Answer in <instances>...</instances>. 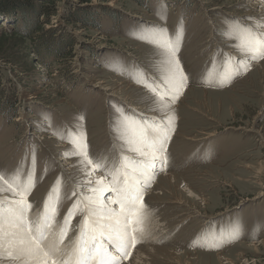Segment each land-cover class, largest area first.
I'll use <instances>...</instances> for the list:
<instances>
[{
    "label": "rangeland",
    "instance_id": "1",
    "mask_svg": "<svg viewBox=\"0 0 264 264\" xmlns=\"http://www.w3.org/2000/svg\"><path fill=\"white\" fill-rule=\"evenodd\" d=\"M51 5L47 16L24 12V17L5 20L8 29L17 23L20 32L30 37H6V27L0 26V170L12 174L19 167L26 176L34 168L35 186L28 196L33 220L42 213L58 178L60 203L55 225L49 229L55 244L73 203L80 199L85 207L82 197L88 194L77 190L87 188L86 182L78 187L71 181L77 182L83 172L80 159H74V146L61 139L60 133L84 132L90 155H104L111 161L119 155L122 143L114 131L118 107L141 120H157L142 115L145 111L163 116L155 110L152 94L136 80L161 81L158 49L140 37L165 28L172 40L182 35L177 56L189 77L188 86L172 104L175 131L168 143L169 165L157 170L143 190L141 222L135 225L139 243L130 247L121 264H178L168 258L170 249L182 255L180 264L187 260L222 264L218 250L236 264H264V60L251 61L247 71L223 86L202 79L207 70L222 68L225 55L241 54L223 34L226 22L239 21L260 31L264 19L243 15H253L262 6L256 0H53ZM39 37L46 44L37 46ZM97 81L106 86L124 82V89L108 98L105 90L93 85ZM180 130L183 135H200V131L215 135L189 141L178 136ZM61 143L68 148L59 151ZM65 160L73 162L74 171L62 169ZM164 171L176 175L175 184H181V200L187 206L219 218L203 226L202 218L187 215V206L167 202L169 193L155 185ZM102 175L97 171L86 176V181L94 185ZM162 177L158 183L166 186ZM146 193L163 201L150 199ZM107 195L112 193L105 192L104 200ZM86 214L85 207L71 220L59 244L62 251L71 252L77 240L71 241ZM147 222L145 233L141 225ZM236 223L242 226L239 238L215 247L219 241L212 236L227 233Z\"/></svg>",
    "mask_w": 264,
    "mask_h": 264
},
{
    "label": "snow or ice",
    "instance_id": "2",
    "mask_svg": "<svg viewBox=\"0 0 264 264\" xmlns=\"http://www.w3.org/2000/svg\"><path fill=\"white\" fill-rule=\"evenodd\" d=\"M163 18L166 19V15ZM223 34L235 42L232 46L249 63L244 60L235 61V57L225 55L220 70L209 69L202 77L204 82L215 81L220 86L230 83L242 71H247L251 61L264 60V32L239 21H228ZM140 38L158 49L163 75L159 83L146 77L136 82L152 94L155 110L163 113L162 118L141 120L118 107L114 131L116 139L122 143L119 155L111 161L104 155H90L84 132L77 133L70 129L66 135L60 133L61 139H66L74 146L72 154L80 158L81 170L86 176L90 177L97 171L103 172L94 185L90 179L83 185L89 192V195L83 196L87 214L83 217L76 244L67 255L59 244L67 236L73 217L85 211V207H81V200L77 199L65 214L59 243L45 246L49 229L58 214L61 178L57 179L50 190L40 216L30 220L28 213L33 205L28 196L35 186L34 168L26 176L19 167L12 174L0 170V191L13 194L11 199L0 201V259L20 260L22 256H27L29 259L25 264L32 261L35 264H121L123 259L128 258L130 247L139 243L135 235L138 228L135 225L141 222L143 190L150 186L157 170L163 171L169 165L168 143L175 131L172 104L182 95L189 80L177 56L182 35L172 40L167 29L159 28ZM119 70L123 72V66ZM131 78L136 79L135 76ZM32 159L34 164V151ZM77 186L81 185L78 183ZM105 192L112 193L107 203L103 197ZM112 205H118L119 211ZM241 230L242 226L236 223L227 233L213 235L212 239L219 241L214 246L220 247L224 240L231 242L239 238ZM11 249H16L17 254L13 255Z\"/></svg>",
    "mask_w": 264,
    "mask_h": 264
},
{
    "label": "bare ground",
    "instance_id": "3",
    "mask_svg": "<svg viewBox=\"0 0 264 264\" xmlns=\"http://www.w3.org/2000/svg\"><path fill=\"white\" fill-rule=\"evenodd\" d=\"M256 4L258 5V6H262L261 8H260V11H256L255 12V14H253V15H249V13H246L245 15H243V17H246V18H248V17H252V18H255V19H257L258 21H263V19H264V0H256ZM262 4V5H261ZM251 23V22H250ZM250 25V24H249ZM249 27H252L251 25L249 26ZM260 31H264V27H262L261 29H260ZM232 55L235 57V60L238 58V59H243V55L242 54H238V53H232ZM244 60V59H243ZM237 61V60H236ZM252 65H258V64H256V63H253ZM157 83H159V80L158 81H156ZM123 83L124 82H120V83H118V82H116L114 85H112V86H109V85H107L106 86V83L104 82V81H97V82H95L93 85L95 86V87H97V88H100V89H102V90H105L106 92H107V96H108V98H109V96H111V95H116L117 96V93L118 94H121L122 93V91H123V89H124V86H122L123 85ZM127 86H130L129 84H126ZM125 98V97H124ZM179 107V104L178 105H175L173 108H178ZM134 108L133 107H131V110H133ZM142 115H144V116H146V117H153V118H155V119H157V120H160L162 117L161 116H159V115H156V114H153V113H151V112H148V111H145V113H142ZM156 116V117H155ZM17 119H19V118H17ZM178 119H179V116H178ZM180 133L178 134V136L180 137V138H183V139H186V140H189V141H196V140H199V139H208L209 137H211V136H214L215 134L213 133V132H205V131H200L202 134H191V135H183V133H182V131L180 130L179 131ZM200 136H202V138H200ZM39 138H41V139H44V136H42V135H40L39 136ZM66 148H68V145H67V143H61L60 144V148H59V151H63V150H65ZM126 154H128V155H133L132 153H126ZM74 159L75 160H78V159H80L79 157H77V156H75L74 157ZM60 160H64V159H61L60 158ZM66 162L65 163H62V165H61V167H62V169H65V170H68V171H74V168L72 167V164H73V162L71 161H68V160H65ZM158 172H160V171H158ZM157 172V173H158ZM165 172V171H164ZM98 175V174H97ZM160 175V174H159ZM163 176V177H162ZM164 178V180L166 181V183H167V185L166 186H164V185H162V184H159L158 182H159V179L160 178ZM77 178V182L75 181V179H73L72 178V182L74 183V185H77L78 183H82V182H86V175H85V173L84 172H81L80 174H79V176L78 177H76ZM98 179V178H97ZM159 179H158V182L156 181V183H155V185H156V187L157 188H160L161 190H164V192H167V193H169V196H168V200H167V202H169L170 204H172V206H180V207H182V205H184V206H187L186 205V203H184V201L183 200H181V197L183 196V193L180 191L181 189V187H180V183H178L177 185L175 184L176 182V175L175 174H172V173H169V172H165V173H163V174H161V176L159 177ZM72 182H70V184H73ZM154 188H155V186H154ZM75 190H77V188H75ZM78 191H80V192H82V193H87L88 195H89V192H86V191H88V188H84V189H82V190H77V192ZM148 196H149V198L150 199H153V200H158V201H163L162 200V198L160 197V196H157V195H153L152 193H146ZM145 194V195H146ZM12 193L11 192H9V193H0V201H3V200H5L6 198L7 199H11L12 198ZM181 195V196H180ZM108 197H110V195H107V199L106 200H104L105 201V203H107L108 202ZM156 198V199H155ZM158 198V199H157ZM82 199H83V197H82ZM201 201H207V199L206 198H202L201 199ZM44 203V202H43ZM112 207L113 208H116L117 209V211H119V209L115 206V205H112ZM188 208H187V215H192V216H199L200 218H202L203 219V226L204 225H206V224H209V223H211L212 221H213V219H216V218H219V216L218 217H214V216H212V215H207L206 213H204V212H200L198 209H196V208H194L193 209V207H189V206H187ZM33 212V211H32ZM33 214V213H32ZM30 212L28 213V216H29V219L30 220H33V215H32ZM226 214V213H225ZM188 218V217H187ZM225 218V217H224ZM81 219V218H80ZM145 220V219H144ZM154 223H156V221L154 220L153 221ZM54 225H55V223H53ZM202 224V223H201ZM148 222L146 223V224H144V225H141V227H144L145 229H146V231H145V233L147 232V227H148ZM81 226V225H80ZM79 229H80V227H78ZM144 233V234H145ZM55 242H56V238H55V236L53 235V233H52V231L50 232V230H49V235H48V238H47V240L45 241V246H47V245H49V244H55ZM75 245V244H74ZM251 245H253L256 249H257V243H256V241H253L252 243H251ZM17 247H20V246H17ZM136 250H137V248H136ZM162 250H167L166 248H163L162 247ZM171 250V252L172 253H169V255H168V258L170 259V261H172L173 263L174 262H176V263H178V264H180V257L182 256V255H179V252H177L176 250H174V249H170ZM11 251H13V255H16L17 254V250L16 249H11ZM167 251H169V250H167ZM64 253H66V255L68 254V252H66V251H63ZM189 252V251H188ZM188 252H184V253H188ZM0 253H2V250H0ZM181 253V252H180ZM195 253H197V252H195ZM136 254V253H135ZM134 254V255H135ZM143 254V253H142ZM239 254H241V252L239 253ZM216 255H217V258H218V261L219 262H221L222 264H236L235 262H234V259L233 258H230V257H228V256H225L224 254H223V251H220V250H218V251H216ZM28 257L27 256H22L21 257V259L20 260H8V259H0V264H25V261H28ZM173 260H175V261H173ZM132 261V260H131ZM133 262L134 261H132V263H130V262H126L125 264H133ZM142 262V261H141ZM136 263V262H135ZM143 263V262H142ZM182 264H197L195 261L194 262H191V261H183V262H181ZM30 264H35V262L34 261H32V262H30Z\"/></svg>",
    "mask_w": 264,
    "mask_h": 264
},
{
    "label": "trees",
    "instance_id": "4",
    "mask_svg": "<svg viewBox=\"0 0 264 264\" xmlns=\"http://www.w3.org/2000/svg\"><path fill=\"white\" fill-rule=\"evenodd\" d=\"M51 2H53V0H39V2L38 0H0V26L3 24L2 26L6 27L5 30L6 37L12 36V34L19 35L21 37L28 35L30 37L28 33L20 32L17 23L14 24V27H12V29H8V27L5 25V20L9 21L14 16L24 17V12L25 13L30 12L36 16L39 15L38 13L40 14L45 13V15L47 16L50 10H53ZM21 22L24 23V21ZM1 39L2 38L0 36V41ZM36 42H37L36 43L37 46L40 44H42V46L43 44H46L45 39H43L42 37H39V39ZM1 48L2 47H0V52L2 51Z\"/></svg>",
    "mask_w": 264,
    "mask_h": 264
}]
</instances>
